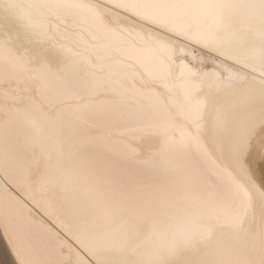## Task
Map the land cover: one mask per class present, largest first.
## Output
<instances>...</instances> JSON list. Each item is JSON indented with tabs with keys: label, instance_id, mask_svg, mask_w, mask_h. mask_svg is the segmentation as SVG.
Segmentation results:
<instances>
[{
	"label": "bare ground",
	"instance_id": "1",
	"mask_svg": "<svg viewBox=\"0 0 264 264\" xmlns=\"http://www.w3.org/2000/svg\"><path fill=\"white\" fill-rule=\"evenodd\" d=\"M0 264H264V0H0Z\"/></svg>",
	"mask_w": 264,
	"mask_h": 264
},
{
	"label": "rangeland",
	"instance_id": "2",
	"mask_svg": "<svg viewBox=\"0 0 264 264\" xmlns=\"http://www.w3.org/2000/svg\"><path fill=\"white\" fill-rule=\"evenodd\" d=\"M133 172V171H132ZM133 174H135L134 172H133Z\"/></svg>",
	"mask_w": 264,
	"mask_h": 264
}]
</instances>
